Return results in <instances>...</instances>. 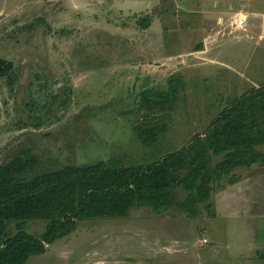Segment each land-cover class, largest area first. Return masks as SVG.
<instances>
[{"label":"rangeland","instance_id":"obj_1","mask_svg":"<svg viewBox=\"0 0 264 264\" xmlns=\"http://www.w3.org/2000/svg\"><path fill=\"white\" fill-rule=\"evenodd\" d=\"M218 1L0 0V59L14 64L0 77V164L34 145L50 169L149 164L205 131L264 83V0ZM230 1L232 14L248 12L246 33L217 23ZM144 88L177 95L160 110L169 130L151 148L136 132L159 119L139 107ZM234 174L215 185L211 213L202 204L197 217L140 207L87 219L26 264H264V166ZM46 225L26 230L41 237Z\"/></svg>","mask_w":264,"mask_h":264},{"label":"trees","instance_id":"obj_2","mask_svg":"<svg viewBox=\"0 0 264 264\" xmlns=\"http://www.w3.org/2000/svg\"><path fill=\"white\" fill-rule=\"evenodd\" d=\"M13 71L12 62L0 59V77H10ZM144 89L139 107L159 119L151 118L136 132L151 148L169 130L161 117L167 114L160 110L171 106L177 95L173 89L157 94ZM258 146H264V83L233 100L205 131L149 164L102 161L50 169L39 145L23 149L0 164V264H26L87 219L127 217L140 207L157 213L177 209L197 217L203 204L211 213L217 183L225 179L235 183L236 170L264 166ZM179 189L187 193L182 201ZM36 219L47 221L41 237L26 230L28 221ZM13 222L17 233L10 229Z\"/></svg>","mask_w":264,"mask_h":264},{"label":"crops","instance_id":"obj_3","mask_svg":"<svg viewBox=\"0 0 264 264\" xmlns=\"http://www.w3.org/2000/svg\"><path fill=\"white\" fill-rule=\"evenodd\" d=\"M236 1H238V0H236ZM214 4L215 5H218L219 4V1L218 0H214ZM160 5L161 4L159 2H158V4H155V9H161L162 7ZM227 5H226L227 7H224L221 11H219L218 13H216L218 15L217 18H216L217 23L218 24L226 25V27H229V28L233 29L232 30L233 32L246 33L248 31V15H249L248 12L241 8L237 12H234L232 14L231 11H233L234 8H236L237 3L234 4V2L230 1L229 3H227ZM202 7H203V5H201L200 6V10L199 11H196V12L199 15V17L201 18V20H204L205 19V15L208 14V12L207 11L204 12V10H203ZM231 14H232V16H231ZM241 14L247 16L246 24L242 28L236 26V24H235L236 17L239 16V15H241ZM253 14L256 15L258 13L257 12H254ZM262 16L264 18V13H262ZM225 23L231 24L232 27H230L228 24H225ZM154 25L155 24H152V28L154 27ZM260 37L261 38H264V33H262L260 35Z\"/></svg>","mask_w":264,"mask_h":264},{"label":"built area","instance_id":"obj_4","mask_svg":"<svg viewBox=\"0 0 264 264\" xmlns=\"http://www.w3.org/2000/svg\"><path fill=\"white\" fill-rule=\"evenodd\" d=\"M246 20H247V16L241 14V15L236 17L235 24H236V26L242 28L246 24ZM204 241L207 242L206 240H204Z\"/></svg>","mask_w":264,"mask_h":264}]
</instances>
